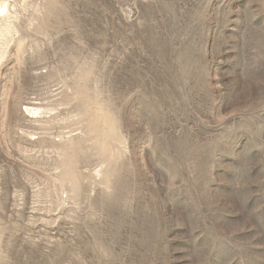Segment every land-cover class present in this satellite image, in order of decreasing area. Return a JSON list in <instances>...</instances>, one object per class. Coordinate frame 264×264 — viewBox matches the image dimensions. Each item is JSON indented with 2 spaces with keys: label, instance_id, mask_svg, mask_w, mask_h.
Segmentation results:
<instances>
[{
  "label": "rangeland",
  "instance_id": "374dc122",
  "mask_svg": "<svg viewBox=\"0 0 264 264\" xmlns=\"http://www.w3.org/2000/svg\"><path fill=\"white\" fill-rule=\"evenodd\" d=\"M0 264H264V0H0Z\"/></svg>",
  "mask_w": 264,
  "mask_h": 264
}]
</instances>
